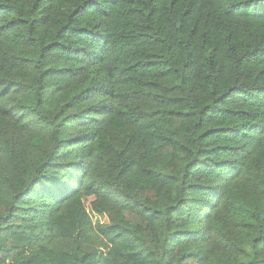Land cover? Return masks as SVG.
Here are the masks:
<instances>
[{
  "label": "trees",
  "instance_id": "trees-1",
  "mask_svg": "<svg viewBox=\"0 0 264 264\" xmlns=\"http://www.w3.org/2000/svg\"><path fill=\"white\" fill-rule=\"evenodd\" d=\"M0 264H264V0H0Z\"/></svg>",
  "mask_w": 264,
  "mask_h": 264
}]
</instances>
